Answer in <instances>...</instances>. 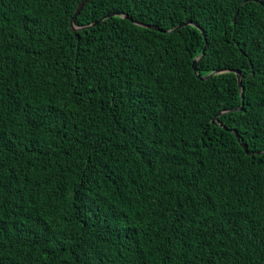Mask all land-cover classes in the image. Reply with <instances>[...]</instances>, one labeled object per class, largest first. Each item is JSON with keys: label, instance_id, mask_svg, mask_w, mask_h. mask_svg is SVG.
<instances>
[{"label": "trees", "instance_id": "obj_1", "mask_svg": "<svg viewBox=\"0 0 264 264\" xmlns=\"http://www.w3.org/2000/svg\"><path fill=\"white\" fill-rule=\"evenodd\" d=\"M79 1L0 0V264H264V6Z\"/></svg>", "mask_w": 264, "mask_h": 264}, {"label": "water", "instance_id": "obj_2", "mask_svg": "<svg viewBox=\"0 0 264 264\" xmlns=\"http://www.w3.org/2000/svg\"><path fill=\"white\" fill-rule=\"evenodd\" d=\"M86 1H87V0H80V1L76 4L75 9H74V11H73V13H72V15H71V17H70V19H69V27H70L71 30L78 29V28H83V27H87V26H89V25H94V24L96 23V21H95V22H92V23H90L89 25H86V26H83V27H75V26L73 25V21H74L75 16L78 14V12H79V10L81 9L82 5H83ZM235 13H236V12H235ZM117 14H118V13H112V15H117ZM118 15H120V17H122V18H125V19L130 20L132 23H134V24H136V25H138V26L145 27V28L152 29V30L161 31V32H169V31H171V30H173V29H176L177 26L181 27V26H183V25H185V24H187V25H195V24L192 23L191 21L187 20V21H185V22H183V23H181V24L176 25L175 27H173V28H171V29H168V30H161V29L158 28L157 26H154V25H151V24H144V23H140V22L132 21V20H131L127 15H125V14H118ZM234 15H235V14H234ZM107 16H109V15H104V16L100 17L98 21H101L103 18H105V17H107ZM233 18H234V17H233ZM233 18H232V20H233ZM179 27H178V28H179ZM197 29H199V28L197 27ZM199 31H200L201 36H202V39H203V41H204V33H203V31L200 30V29H199ZM205 47H206V43H205V41H204L203 46H202V48H201V50H200V54H199L197 57H195L194 59H192V62H191V69H192V72L196 75V77H198V78L201 79V80L207 78L209 75H211V74H213V73H217V72H219V71H211L210 73H208V74L205 75V76H199L198 74H196V70H195V62H196L197 59H199V58L201 57V53L204 51ZM223 71H232V72L235 74L236 82H237V86H238V87L240 86V72H239L238 70L224 69ZM220 72H221V71H220ZM241 107H242V100L240 101V106L238 107V109H240ZM230 110H234V109H227V110L218 111L216 114H214V115L211 117L210 122L219 125V123H217V122L215 121L216 116L219 115V114H221V113H224V112L230 111ZM223 128L226 129L225 127H223ZM233 134L235 135L236 139L238 140V136L236 135V132H235V131H233ZM243 148L245 149V146H243Z\"/></svg>", "mask_w": 264, "mask_h": 264}, {"label": "snow or ice", "instance_id": "obj_3", "mask_svg": "<svg viewBox=\"0 0 264 264\" xmlns=\"http://www.w3.org/2000/svg\"><path fill=\"white\" fill-rule=\"evenodd\" d=\"M250 2V0H240V3H239V7H241V8H243V7H245L248 3ZM255 2L256 3H258V4H260L261 6H264V0H255ZM178 27L179 26H177V30H178ZM185 27H187V24H185ZM192 27V29L195 31V30H198L197 29V26L196 25H192L191 26ZM206 49L201 53V59H203V56H204V54H206Z\"/></svg>", "mask_w": 264, "mask_h": 264}]
</instances>
